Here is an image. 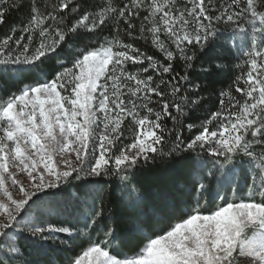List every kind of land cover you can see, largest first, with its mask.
<instances>
[{"label":"snow or ice","instance_id":"snow-or-ice-1","mask_svg":"<svg viewBox=\"0 0 264 264\" xmlns=\"http://www.w3.org/2000/svg\"><path fill=\"white\" fill-rule=\"evenodd\" d=\"M25 7L22 26L0 38V264H44L20 244L22 234L43 249L102 219V238L87 235L66 264H264V0H0V25ZM107 29L110 39L100 35ZM225 33L241 71L207 118L186 122L206 99L188 70ZM65 49L75 52L68 61L59 59ZM52 62L59 68L45 71ZM9 73L33 82L11 91ZM192 154L213 158L196 183L201 198L221 181L232 197L198 200L159 234L146 230L142 169L158 157L194 164ZM102 176L126 182L121 215L140 241L135 254L118 251L121 222L108 223L102 205L84 232L32 222L33 205L58 194L50 190Z\"/></svg>","mask_w":264,"mask_h":264},{"label":"trees","instance_id":"trees-1","mask_svg":"<svg viewBox=\"0 0 264 264\" xmlns=\"http://www.w3.org/2000/svg\"><path fill=\"white\" fill-rule=\"evenodd\" d=\"M89 2L97 3L101 2V0H89ZM27 17L28 9L26 7L21 8L19 11H13L6 17V23L0 25V38L7 35L12 27H21ZM110 32L111 29H107L100 35L101 37H108L110 39ZM17 35H19V32H17ZM228 35L230 33L222 35L220 43L216 47L207 50L206 53L201 54L193 62V67L188 70L191 81L194 84L200 85L201 94L206 99L201 107L186 117V122L199 124L202 119L207 118L211 114V111L219 106V92L226 90L234 77L241 71L236 67L239 62L237 52L234 49L229 51L228 46L223 43ZM125 40L127 42V37H125ZM100 42H103L102 39ZM134 43L148 54L155 55L159 58L160 54L158 50L152 47L150 43L145 44L140 40L134 41ZM73 55H75L74 51L65 49L59 59L68 61ZM216 65H221V67L217 68ZM51 67L59 68V65L52 62L45 67V71H48ZM135 67L138 66L130 65L132 70H135ZM175 67L176 70L181 71L183 74L182 67L179 65ZM32 82L33 80L28 77L18 79L14 78L11 73L8 75V88L11 91H15L24 86V84ZM236 95L238 96L239 94ZM168 126H172L170 121L168 122ZM185 135L187 136L189 133L185 131ZM125 142H131V140H126ZM192 157L193 161H196L194 164H182L168 157H158L154 162H149L142 169L145 173V177L143 178L144 186L149 197L142 211V219L147 226L146 230L159 234L166 227V221L169 217L182 216L189 208L195 207L198 200L203 203V200L211 199L217 193L226 198L230 197L231 191L229 190V185L221 181L220 183L211 184L210 191L204 193L203 199L201 198L196 189V183L201 175L211 168V160L213 158L207 154L203 156L192 154ZM239 171L240 167L237 168V172ZM248 171L251 170L249 169ZM152 173H155V175H151ZM68 186L69 188L61 192V194L55 195L56 200L53 204L56 209H53L49 214L39 211L41 218L48 221H63L65 224L73 225L77 228H80V226L85 228V224L78 218L76 211L83 203L82 207L88 208L87 212H81L86 220V217L90 216L94 205L96 207L102 205L108 223H111L115 227L117 220L121 222V227L118 232L120 240L116 242L118 251L126 255H132L138 251L141 246L140 241L137 236L130 232L131 225L121 215V209L126 207L122 199L126 191V182L120 180L117 176H102L88 179H71ZM232 187L236 188L237 185L233 184ZM69 193L75 195H69ZM238 193H246L245 179L239 180ZM219 202L220 200L216 201L217 204ZM161 212L162 215L160 214ZM86 213L88 216L83 215ZM103 223L104 220L102 219V221L90 227L89 230L93 231H91L92 235L95 234L97 236V234L103 233ZM79 240L78 237L68 239V241H71V248L67 250L68 256L71 255V250H80L78 246L84 243V241ZM34 252L35 254H32V258L40 259L41 251L35 249ZM51 252L54 253V251ZM51 257H56L61 264L66 263V257L62 256V254L55 253V255L53 254L51 256L47 254L42 255L44 264H50Z\"/></svg>","mask_w":264,"mask_h":264},{"label":"rangeland","instance_id":"rangeland-1","mask_svg":"<svg viewBox=\"0 0 264 264\" xmlns=\"http://www.w3.org/2000/svg\"><path fill=\"white\" fill-rule=\"evenodd\" d=\"M130 70H132V69L130 68ZM125 127L126 128L128 127V121H125ZM132 135H133V131L132 130L126 131V136L128 137L127 141L128 140H131ZM122 139H124V137H122ZM74 176H75V174H74ZM67 188H69V186H65L62 191L61 190H56V189H53V190H50V191L51 192H56L58 194H61V192L65 191ZM13 191L15 193V190L14 189H13ZM245 194L246 193H244V194L243 193H238V195H240V196H243ZM231 197H232V193L230 194V197L229 198H231ZM55 200H56L55 199V195L54 196L53 195H50V196H44V197H42L41 200L37 201V203L35 205H33L32 211L30 213V216L32 217V222L33 223H39L40 222L41 217L39 215V211L42 212V213H45V214H49V212L51 213L53 211V209H56V207L53 204V202ZM219 203H222V201H220ZM82 206H83V203H82L81 207L76 211V213H78V218L81 220V222L84 223L85 221H83V220H85V218L82 216V213L87 212L88 211V208L87 207H82ZM83 215L84 216H88L87 213L86 214H83ZM86 218H88V217H86ZM21 227L22 228H26V226L23 225V224L21 225ZM79 229L81 230V232H84V229L85 228L80 226ZM91 231L92 230H89L87 233H85V236L78 237L80 239L79 241L82 240V241H84V243H86V237H87V235H91L92 239L102 238L103 233H99V234H97V236H95V234L92 235V232L93 231L92 232ZM68 239L69 238H68V236L66 234H59V240L66 241L65 244L62 245L58 241H50V242H48L44 246L43 249H41L37 245H34L33 244V241L31 239L25 238V235H23V234L19 237V242H20V244L22 246H24L25 248H28V250L31 251L33 255L35 254V252H34L35 249L41 251V255H40L39 258L42 261L43 260L42 259V255H45V254L51 256L53 254L55 255V253H58V254H62V256H64V257H67L68 256L67 250H69L71 248V241H68ZM74 240H76V239H74ZM49 247H51V248H49ZM51 251H54V253L51 252ZM55 258L56 257H51V259H50L51 260V263L52 264H61L57 260V258L56 259ZM40 259H38V260H40Z\"/></svg>","mask_w":264,"mask_h":264}]
</instances>
